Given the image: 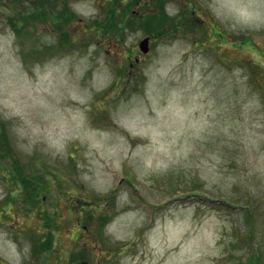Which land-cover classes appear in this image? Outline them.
I'll list each match as a JSON object with an SVG mask.
<instances>
[{
  "label": "rangeland",
  "instance_id": "rangeland-1",
  "mask_svg": "<svg viewBox=\"0 0 264 264\" xmlns=\"http://www.w3.org/2000/svg\"><path fill=\"white\" fill-rule=\"evenodd\" d=\"M0 125V264H264V0H0Z\"/></svg>",
  "mask_w": 264,
  "mask_h": 264
},
{
  "label": "trees",
  "instance_id": "trees-1",
  "mask_svg": "<svg viewBox=\"0 0 264 264\" xmlns=\"http://www.w3.org/2000/svg\"><path fill=\"white\" fill-rule=\"evenodd\" d=\"M7 16H9L8 19L13 24V27L15 28V24L13 23L12 17H10V13H7ZM0 131H3L1 125H0ZM7 155L10 156L9 152H8ZM0 157H1L0 160H2L6 165H9L16 172L15 178H18V179L21 180V183H22L21 202L24 203V204H26L28 206L27 211L29 210V207L37 208L39 206V202L36 201V196H38V194L35 193V192H36V190H38L40 188H44V187H41L34 180V178L32 176L27 175V177H25L24 176V173H23V170L19 166H17L16 163L13 162V159H11L12 160V162H11L8 159V157H5V156H0ZM6 162L9 163V164H7ZM0 182L7 188L8 192H13L14 191L13 186L12 185H8V184H5V180L3 178H0ZM10 197H11V201H15V198H13V196H10ZM36 202H37V205H35ZM42 214H45V213L42 212L41 215ZM249 221H250V216H249V211L247 210V212H245L243 214V223L246 225V224L249 223ZM72 239L74 240V239H76V237L73 236ZM43 241L44 240H42L40 242V244L41 243L43 244ZM43 245L44 246L41 247V248L43 250H46L48 244L45 243ZM259 257H262L263 258V254L260 251V249H252L249 253L246 254V260H245V262H246V264H260V258Z\"/></svg>",
  "mask_w": 264,
  "mask_h": 264
},
{
  "label": "water",
  "instance_id": "water-1",
  "mask_svg": "<svg viewBox=\"0 0 264 264\" xmlns=\"http://www.w3.org/2000/svg\"><path fill=\"white\" fill-rule=\"evenodd\" d=\"M145 47H146V42L144 41V42H142L140 44V48L144 51L145 50Z\"/></svg>",
  "mask_w": 264,
  "mask_h": 264
}]
</instances>
